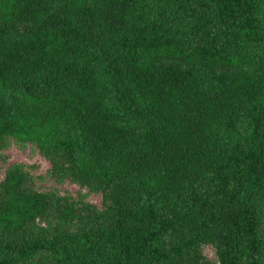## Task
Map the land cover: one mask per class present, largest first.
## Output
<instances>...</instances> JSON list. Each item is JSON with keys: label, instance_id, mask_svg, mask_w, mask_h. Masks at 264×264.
I'll return each instance as SVG.
<instances>
[{"label": "trees", "instance_id": "obj_1", "mask_svg": "<svg viewBox=\"0 0 264 264\" xmlns=\"http://www.w3.org/2000/svg\"><path fill=\"white\" fill-rule=\"evenodd\" d=\"M3 136L52 151L108 211L13 166L0 264H194L203 244L264 264V0H0Z\"/></svg>", "mask_w": 264, "mask_h": 264}, {"label": "rangeland", "instance_id": "obj_2", "mask_svg": "<svg viewBox=\"0 0 264 264\" xmlns=\"http://www.w3.org/2000/svg\"><path fill=\"white\" fill-rule=\"evenodd\" d=\"M53 152L42 150L34 142H18L9 136L0 137V184L6 173L19 165L27 173L33 190L53 200H70L82 209L105 216L108 207L100 189L81 179L69 165H56L52 162ZM264 215V203L261 204ZM91 221L82 213L73 221L37 220L30 227V233L77 232ZM194 264H218L216 251L210 244H203L193 255ZM24 264H50L38 256ZM177 264H185L183 261Z\"/></svg>", "mask_w": 264, "mask_h": 264}]
</instances>
